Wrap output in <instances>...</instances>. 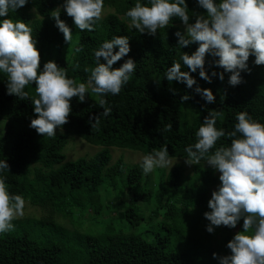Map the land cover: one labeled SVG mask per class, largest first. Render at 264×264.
<instances>
[{
    "label": "trees",
    "instance_id": "trees-1",
    "mask_svg": "<svg viewBox=\"0 0 264 264\" xmlns=\"http://www.w3.org/2000/svg\"><path fill=\"white\" fill-rule=\"evenodd\" d=\"M136 2L104 0V9L114 12L97 22L94 31L76 28L73 19L62 9L64 0H29L23 8L10 11L8 17H0V21L20 20L31 28L41 54V70L44 63L54 61L77 83L87 84L91 69L96 66L95 51L114 36L128 37L131 51L113 65V69L121 67L129 58L136 63L134 73L119 95L100 97L89 90L84 103H80L78 97L73 98L69 123L63 133L55 137L39 135L30 128L31 120L36 118L32 104V100L38 98L35 84L25 89L29 99L21 100L7 94V76L0 73V161L7 160L10 166V171L0 172V178L4 179L9 193L21 195L25 203L45 208L49 217L40 219L39 223L52 224L56 230H74L57 224V214L71 220L74 214L86 221L91 217L86 232L76 231L88 234L80 238L81 242L85 239L84 249L75 247L65 238L54 242L48 236L33 238L28 234L0 233V264H192L184 258V253L166 250L169 234L160 237V232L174 230L190 210L201 236L209 234L204 223L210 222L204 218V213L211 211L209 195L219 179L213 168L204 166L205 160L194 165L189 176L185 175L183 167L176 166L169 172L158 171L153 180L143 172L142 164L128 167L121 159L111 165L110 148L150 155L167 144L169 158H187L185 149L196 143L195 133L210 110L223 112L222 119L216 123L218 130H234L239 112H247L253 120L264 124V66L255 65V57L251 56L250 72H242L243 83L235 87L228 83L230 73H224L223 81L217 76L208 83L200 78L199 70L192 73L197 80L192 89L184 83L169 82L165 73L173 62H179L182 71H190L180 58L183 53H194L198 44L178 47L179 38L175 33H184L179 18H173L166 28L158 29L155 36L132 28L126 12ZM140 2L147 3V0ZM187 4L190 23L195 22L196 14L206 16V10L198 7L196 0H187ZM58 7H61L60 19L72 30L70 43L65 42L51 16ZM214 59L218 58L206 57L205 69L209 76L213 71H224L214 66ZM100 62L106 63L103 58ZM196 87L211 89L215 103H206L195 92ZM184 95L191 99L182 103ZM101 98L107 101L105 107L111 108V113L101 115L98 127L92 129L89 120L103 112L99 105ZM168 124L172 128L165 131ZM73 136L104 148L94 157L68 161L64 151ZM230 144L231 140L225 136L216 147ZM118 180L124 183L120 196ZM152 200L155 204L152 210L143 214L135 206L140 201L148 205ZM161 210H165L163 215ZM112 211H115L114 216L110 215ZM141 227L144 232L135 231ZM156 228L160 232L153 238Z\"/></svg>",
    "mask_w": 264,
    "mask_h": 264
},
{
    "label": "clouds",
    "instance_id": "clouds-1",
    "mask_svg": "<svg viewBox=\"0 0 264 264\" xmlns=\"http://www.w3.org/2000/svg\"><path fill=\"white\" fill-rule=\"evenodd\" d=\"M28 3L29 0H0V17H8L10 11L16 12ZM196 3L206 10V16L196 14L194 23L189 22L187 0H147V3L137 0L126 16L130 18L132 28L152 36L158 29L166 28L173 18H179L185 33H175L179 38L178 47L198 44L194 53H183L180 58L190 71H182L181 64L173 62L165 73L169 82L184 83L192 89L197 84L192 73L199 70L200 78L208 83L217 76L223 81L224 73H230L228 83L233 87L240 85L243 83L241 73L250 72L248 61L251 56L255 57V65L264 66V0H220L219 3L196 0ZM60 8L53 10L51 16L65 42L70 43L72 30L60 19ZM62 9L80 31H94V25L103 18L104 0H64ZM117 48L119 51L115 52ZM130 51L126 36H114L105 41L94 53L96 66L91 69L87 84L77 83L54 61L44 63L41 70L37 41L26 23L8 18L0 21V73L7 76V94L21 100L29 99L25 89L35 84L38 98L33 99L32 104L36 118L31 120L30 128L42 136L55 137L57 129L63 131L72 114L73 98L78 97L79 102L84 103L89 90L100 97L119 95L134 73L136 63L129 58L119 68L113 69V65ZM209 55L218 58L214 59V66L222 68L223 72L213 71L209 76L205 69ZM101 58L106 63H101ZM195 92L208 104L216 101L211 89L196 87ZM190 99L189 95H184L181 102ZM106 104L105 99L99 100L103 112L89 120L92 129L98 127L101 115H110L111 108L105 107ZM222 117L220 110L209 111L195 133L196 143L185 149V162L191 166L205 160L220 174L218 190L212 192L208 201L211 211L204 213V218L210 222L206 231L214 234L221 226L235 229L243 220V231L237 232L226 245L231 254L219 256L213 253V259H218L220 264H264V124L253 120L247 112H239L234 130L226 132L216 128L217 120ZM171 128L168 124L165 131ZM225 136L231 140L230 146L216 147ZM171 165L167 144L144 156L142 162L146 175L155 168ZM4 170L10 171L7 160L0 161V172ZM24 208L23 197L10 194L4 179L0 178V233L14 229L12 222L23 216Z\"/></svg>",
    "mask_w": 264,
    "mask_h": 264
},
{
    "label": "rangeland",
    "instance_id": "rangeland-1",
    "mask_svg": "<svg viewBox=\"0 0 264 264\" xmlns=\"http://www.w3.org/2000/svg\"><path fill=\"white\" fill-rule=\"evenodd\" d=\"M113 9H104L103 17L107 16L110 13H113ZM185 33V26H180ZM4 124V122H2ZM57 133H63L60 129H57ZM104 147L102 146H95L87 143L86 141L82 140L79 137L73 136L69 139L68 145L65 148L64 154L67 157L68 161H74L82 157H94L98 152H100ZM112 161L111 165H114L119 160H123L126 165L132 166L137 164H142L144 156H146L141 151H135L131 149L125 148H117L111 147L110 148ZM172 160V165L167 168H155L153 172L149 173L150 177L153 180L156 177V173L158 171H166L169 172L176 166H181L185 169V175L189 176L193 173L194 165L189 166L186 164V158H170ZM204 166L210 167L206 163ZM216 175L219 179V173L215 171ZM125 175V174H124ZM117 184V194H122L124 191V183L122 180H118ZM220 185V180L218 181L217 185L211 189V193L209 198L211 199V194L213 191L218 190ZM129 199L130 197H125ZM154 200L151 201L147 205L143 201L136 203V208L143 214L146 211H151L152 206H154ZM165 210H161L160 213L163 215ZM112 216L115 215V211H112ZM49 217V212L41 207V205H35L33 203L26 202L24 208V214L21 217L16 218L13 220L14 229L5 233L4 235H12V236H24L29 235L33 238H39L41 236H48L54 242H57L59 239H68L71 244L75 245V247L79 249L85 248V239L81 242V237L86 238L88 234H84L81 232H86L87 227L86 225L89 224L91 217H89L88 221L83 218H80L78 214H74L72 216V220L68 216H63L61 214H57L56 222L57 224H61L63 227L68 228L70 230L74 229L73 231L66 232L63 230H56L54 229L55 226L40 224L39 220ZM107 217V216H106ZM108 218V217H107ZM146 228L149 226L148 222L145 223ZM207 226V223H204ZM60 226V225H59ZM75 227V228H74ZM145 227V226H144ZM143 230V231H142ZM81 231V232H76ZM136 232H144V228L141 227L139 230H135ZM243 231V220L237 225L235 229H229L226 227H219L215 229L214 234H205L201 236V230L198 227V222L195 221L193 218V214H191L190 210L185 213L181 221L179 222L178 226L174 228L172 231H168L163 229V233L158 231V228L155 229L152 237L155 238L158 236L156 233H159L160 237L166 236L169 234V245L167 246L166 250L170 251H177L180 253L185 254V259L192 264H220L218 259H213V253L219 254V256L230 255V250L227 249V243L233 239L234 235L237 232ZM153 238L151 240H153Z\"/></svg>",
    "mask_w": 264,
    "mask_h": 264
}]
</instances>
